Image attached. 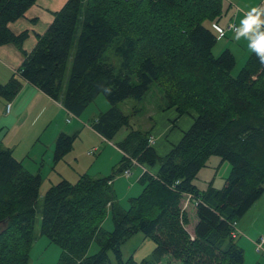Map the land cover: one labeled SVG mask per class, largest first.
I'll list each match as a JSON object with an SVG mask.
<instances>
[{
  "label": "trees",
  "instance_id": "1",
  "mask_svg": "<svg viewBox=\"0 0 264 264\" xmlns=\"http://www.w3.org/2000/svg\"><path fill=\"white\" fill-rule=\"evenodd\" d=\"M36 1L0 0V46L26 39V33L17 36L8 25ZM221 1L67 0L54 15L17 75L75 117L102 94L109 109L91 121V128L108 141L127 128L126 138L117 143L124 156L106 178L85 175L75 185L62 180L49 187L36 224L42 179L25 172L11 151L0 146V264H28L34 234L58 246V264H112L109 251L116 264H163L165 258L167 264L172 259L181 264H244L230 225L264 193V65L253 51L241 72L231 77L233 55L227 50L217 58L212 55L216 38L204 24L222 17ZM118 38L114 54L121 64L115 71L103 54ZM19 78L0 84L1 99L10 102L15 97L22 86ZM152 84L162 89L166 108H175L179 116L196 114L181 141L163 157L117 108L127 99L140 101ZM75 138L57 137L54 162L71 149ZM211 156L227 162L230 172L221 189L209 186L201 194L193 180ZM131 160L147 170L157 166V171L140 176L144 191L129 200L127 209L116 202L106 209L115 201L107 183L129 168ZM188 194L200 203L192 204ZM107 214L113 229L100 250L89 256L88 247L102 233ZM135 232L153 241L155 248L150 258L123 260L121 245ZM168 236L174 240L168 242Z\"/></svg>",
  "mask_w": 264,
  "mask_h": 264
},
{
  "label": "crops",
  "instance_id": "2",
  "mask_svg": "<svg viewBox=\"0 0 264 264\" xmlns=\"http://www.w3.org/2000/svg\"><path fill=\"white\" fill-rule=\"evenodd\" d=\"M227 1L225 18H228V24L225 28L231 22L234 24L236 21L241 22L253 7H260L264 11V0ZM66 2L67 0H37L21 18L8 25L13 34L18 36L26 33L27 37L19 44L10 43L0 46L1 85L7 84L13 76L19 78L17 70L23 60L33 52L38 40L51 25L54 15L63 8ZM260 19L264 20L262 17ZM263 26L264 24L260 25L258 29ZM242 40L243 36L240 37L239 42L241 43ZM20 80L21 89L10 101L8 112H6L7 101L0 98V146L11 151L12 156L21 163L25 172L40 175L42 189L40 188L39 194L43 196L49 187L64 179L75 182L82 174L92 179L110 176L124 156L116 142H122L128 132L119 139L115 137L112 141H108L91 128L88 119L81 117L84 113L80 117H75L63 108L60 101L53 100L34 85ZM65 87L63 85V90ZM138 106L134 104V108ZM92 116L91 120L97 117L95 114ZM195 117L196 114L192 111L179 116L175 108H166L165 101L163 105L152 108L149 116L145 118L147 124H144V130L148 132L147 136L154 137L152 148L157 156L167 155L181 141L185 132L188 131V129H182L181 125L185 126L184 128H190ZM61 134L67 136L78 134L80 139L75 144L76 136L72 144L73 148L60 161L54 162L55 142ZM90 151L92 154H89ZM73 168L77 169L78 173H74ZM157 168L156 166L149 169L150 173L155 174ZM134 169L137 181L143 169L140 167ZM124 177L122 174L115 175L112 181L108 182L111 189L113 188L119 196V201H122L125 195L120 196L118 193L116 181ZM261 219L264 221V193L237 222L236 228H238L240 237H236L235 242L239 239L236 242L237 245L244 246L241 247L244 252V264H264V256L257 254L254 249L253 251L258 256L249 252V248H253L254 242L259 238L258 229L254 225ZM143 245L149 247L148 250L152 252L155 248L154 242L148 238H143ZM246 253L250 258L248 262ZM144 258H136V260Z\"/></svg>",
  "mask_w": 264,
  "mask_h": 264
},
{
  "label": "rangeland",
  "instance_id": "3",
  "mask_svg": "<svg viewBox=\"0 0 264 264\" xmlns=\"http://www.w3.org/2000/svg\"><path fill=\"white\" fill-rule=\"evenodd\" d=\"M227 2H228L227 0L221 1V4L223 3V7H224V12H223L222 17L214 22H211V27L208 22H205L204 26L207 27L216 38L215 44L213 48L211 49L212 55L215 58H217L225 50L229 51L233 55L235 64L232 70L230 71L229 75L231 77H236L241 72V69L245 66L248 58L253 53V51L249 50L247 46L248 42L245 39V37H243V40L240 43L239 40L241 36L237 40V39H234V36L236 35H233L232 33H225V35L219 34L223 29H225V27L228 24L227 23L228 18H225V11H226L225 6L228 4ZM261 17L264 18L262 14L260 15V18ZM231 23L234 24V22H231ZM235 25L239 28V30L241 29V24L239 21H236ZM78 26H77V29L75 30V33L73 36V44L70 50V55L66 62V66H65L66 70H65L64 77L62 79V89H63V85L66 86L69 75H70L71 63H72V59L74 56L76 42H77L78 35H79ZM221 35L223 36L222 39L220 38ZM120 43H121V39L120 38L116 39L107 48V50L103 54L105 63L111 65L115 71H118L120 69L121 60L119 57H117L114 54V50ZM132 81L136 83V80L134 78L132 79ZM163 103H164V100L162 97V89L158 85L152 84L147 94L140 101H135L133 99H127L121 103H118L117 108L121 110L123 114L129 117L130 125L133 129L141 130L143 134L147 137L148 132L144 130V124H147V119L145 118L149 116L153 107L163 105ZM134 104H137L139 106L134 108ZM108 109H109V103L107 102L105 97L102 94H100L93 100V102H91L86 107L85 112L81 117H83L84 119H88V121H90L91 123L92 121L91 119H93L92 115L94 114L99 115L101 113L106 112ZM184 127L185 126L181 125L182 129H189V128H184ZM127 132H129L128 129L125 127H122L115 134V137L119 139L123 137V135L126 134ZM76 136L77 138L75 140V144L78 143L80 139V136H78V134ZM116 143H118V141ZM71 148H73V145ZM219 163H221V165H218ZM134 168L132 171V176H130L131 178L124 177L116 181V189L118 193L120 194V196L125 195L124 199L122 201H119V196L114 192V189L112 188L111 190L115 198V201L112 200L110 203H108L106 205V209L107 208L110 209V205L111 204L115 205V202L119 205V207L123 209H127L129 205V200L131 198L137 197L139 194H141L144 191V185L140 184L138 182V179L137 181L135 180L136 177L134 175V170H135ZM73 169H74V173H78L77 169L75 168ZM229 172H230V165L227 162L221 161V159L217 156H211L207 159L205 165L198 171V173L194 177L193 184L199 190L201 194L206 192L209 189V186L213 187L214 189L219 190L223 187L224 181L226 177L228 176ZM85 175L86 174L80 175L79 178L75 182H70L66 179L64 180L68 181L72 185H75L81 179L80 177L85 176ZM127 179H130V180H127ZM107 184L109 187V183ZM41 210H42V194H39L38 199H37V209H36L37 214H36V220H35L36 224H38L39 222ZM242 218L243 217H241L240 219ZM240 219H236V227H237V222ZM112 225L113 223H112L111 215L107 214V216L105 217V220L103 221L101 225L102 233L97 236V239L93 240L90 243L88 250H87V255L89 256L94 255L100 250L103 244V241L106 239V234L109 233L113 229ZM254 226L256 227V229H258L257 231L258 237L263 236L264 235V221L261 219L257 221ZM239 237L240 236L238 235L237 238ZM143 238L144 236L141 233L135 232L125 240V242L121 245V248H120L123 260H127L130 256L133 257V259L135 260L136 258L138 259L144 258V257L150 258L152 250H148L149 247H145L144 245L142 246ZM235 239L233 240L234 242H235ZM173 240H174L173 237L168 236V242H172ZM238 240L239 239H237L236 242H238ZM31 244H32L31 250L28 255L29 256L28 264H58V258H59V254L61 253V251L59 250L56 244L50 242L46 237L39 236L38 234L33 235ZM240 247H244V246H240ZM253 249H254V246L253 248L250 247L249 252L252 255L253 254L257 255L253 251ZM107 257L112 264H116L115 257L111 251L107 253ZM246 258L248 262L250 259L248 256V253H246ZM166 259L167 258H165V260L163 261V264H167ZM172 260L173 262H170V263L168 262V263L169 264H181L179 261L175 259H172Z\"/></svg>",
  "mask_w": 264,
  "mask_h": 264
},
{
  "label": "clouds",
  "instance_id": "4",
  "mask_svg": "<svg viewBox=\"0 0 264 264\" xmlns=\"http://www.w3.org/2000/svg\"><path fill=\"white\" fill-rule=\"evenodd\" d=\"M253 13L257 14L253 15ZM261 14H264V11L260 7H253L241 20L240 32L234 36V39L238 40L240 36L245 37L249 50L255 51L260 57L261 65H264V31H258L259 26L264 24V20L260 19ZM220 38L222 39L223 36L221 35Z\"/></svg>",
  "mask_w": 264,
  "mask_h": 264
},
{
  "label": "built area",
  "instance_id": "5",
  "mask_svg": "<svg viewBox=\"0 0 264 264\" xmlns=\"http://www.w3.org/2000/svg\"><path fill=\"white\" fill-rule=\"evenodd\" d=\"M232 32L233 34H238L239 33V29L235 24H230L227 28L223 29L219 34L225 35L226 32ZM10 102H7L6 104V112L9 111L10 109ZM155 139L152 136H149L148 138V144L152 145L154 143ZM89 154H92V151L89 152ZM134 167H140L143 169V173L145 171H148L144 166L139 165L136 161L131 160V166L127 169H125L121 174L125 177H130L132 176V168ZM142 173V174H143ZM178 184V182H176L174 185ZM173 188V187H172ZM174 189V188H173ZM189 197V200L192 202V204H194L195 206L200 203L199 199H196L194 197H192L190 194L187 195ZM231 232L230 235L233 239H235L238 235L239 232L236 229V222L232 223L231 225ZM254 250L257 254H260L262 256H264V235L260 236L255 242H254Z\"/></svg>",
  "mask_w": 264,
  "mask_h": 264
},
{
  "label": "water",
  "instance_id": "6",
  "mask_svg": "<svg viewBox=\"0 0 264 264\" xmlns=\"http://www.w3.org/2000/svg\"><path fill=\"white\" fill-rule=\"evenodd\" d=\"M5 223H6L5 221H4V222H2V223H1V224H2V226H4V225H5Z\"/></svg>",
  "mask_w": 264,
  "mask_h": 264
}]
</instances>
